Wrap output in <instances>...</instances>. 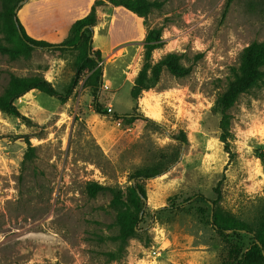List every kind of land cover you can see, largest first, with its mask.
Segmentation results:
<instances>
[{
	"label": "rangeland",
	"instance_id": "rangeland-1",
	"mask_svg": "<svg viewBox=\"0 0 264 264\" xmlns=\"http://www.w3.org/2000/svg\"><path fill=\"white\" fill-rule=\"evenodd\" d=\"M95 1L15 4L29 36L59 45ZM150 1L163 6L146 19L107 2L97 7L91 44L102 55L99 84L84 72L66 103L27 93L15 105L28 122L0 111V264H222L231 245L251 244L264 211V78L229 111L232 159L220 141L216 101L243 49L264 40V0H232L226 14L229 0ZM2 15L0 0L6 46ZM158 27L164 46L150 64L173 53L192 72L164 70L135 102L144 41ZM78 57L77 50L35 49L16 59L0 52V96L11 75L44 78L65 95ZM180 132L186 145L176 140ZM156 165L163 172L143 182L141 222L122 244L113 194L91 197L88 186L126 193L136 170ZM214 211L251 232L221 237Z\"/></svg>",
	"mask_w": 264,
	"mask_h": 264
},
{
	"label": "trees",
	"instance_id": "trees-1",
	"mask_svg": "<svg viewBox=\"0 0 264 264\" xmlns=\"http://www.w3.org/2000/svg\"><path fill=\"white\" fill-rule=\"evenodd\" d=\"M231 1L229 0L226 4L224 14H226ZM106 2L114 6H122L140 18L145 19L155 9H161L163 6L161 2H152L150 0H96L90 13L74 22L70 29V37L63 43L56 45L29 36L17 17L15 0H3L2 31L6 34V40L9 45L0 46L1 53L9 55L11 59H16L21 55L29 56L35 49L58 52L77 50L79 57L76 64V74L65 95L60 94L44 78H19L11 75L8 86L0 96L1 112L28 122L15 105V102L27 93L36 90L66 103L84 72H93L88 80L95 79L94 81L99 84L102 69L98 65L102 62V55L99 51H93L91 39L93 28L97 23L96 9ZM163 46V27L150 29L144 41L145 65L139 72L130 93L132 100L135 102L138 101L143 92L156 87L164 70H167L175 77H186L191 74L192 66H183L181 64V56L173 53L166 55L158 63L151 65L152 53ZM263 78L264 40L262 42H253L243 49L238 64L231 68L230 80L226 91L216 101V109L221 114L219 126L221 131L220 141L224 144L225 151L230 155V159H232L233 154L230 147L232 134L229 111L236 105L243 94L249 92ZM130 116L132 115H116L117 118H123L124 121H128ZM176 140L182 145L188 143L184 132H180ZM30 156L31 154L29 153L26 158H30ZM162 170L158 165L136 170L130 177V181L134 182V184L127 188L126 193L115 192L97 184L88 186V193L91 197H95L98 192L104 190H109L113 194L112 206L119 211L120 234L118 240L122 244H126L130 238L135 236L137 227L141 222L140 213L145 200H147V192L143 182L159 176L163 172ZM221 185L222 183L220 182L216 189L218 194L220 193L219 188ZM200 198L205 203L202 199L203 197ZM212 220L215 230L223 238L230 236L226 234L227 231L251 232L247 224L225 217L218 211H214ZM253 233L254 238L248 248L241 251L236 246L231 245L230 250L223 258L222 264H264V211L259 225Z\"/></svg>",
	"mask_w": 264,
	"mask_h": 264
},
{
	"label": "water",
	"instance_id": "water-1",
	"mask_svg": "<svg viewBox=\"0 0 264 264\" xmlns=\"http://www.w3.org/2000/svg\"><path fill=\"white\" fill-rule=\"evenodd\" d=\"M145 204H147V203H145Z\"/></svg>",
	"mask_w": 264,
	"mask_h": 264
}]
</instances>
